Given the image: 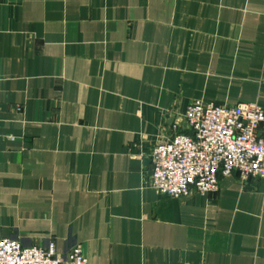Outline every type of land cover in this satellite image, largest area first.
Segmentation results:
<instances>
[{"label": "crops", "instance_id": "obj_1", "mask_svg": "<svg viewBox=\"0 0 264 264\" xmlns=\"http://www.w3.org/2000/svg\"><path fill=\"white\" fill-rule=\"evenodd\" d=\"M196 101L264 110V0H0V238L89 264H264V180L151 185Z\"/></svg>", "mask_w": 264, "mask_h": 264}, {"label": "built area", "instance_id": "obj_2", "mask_svg": "<svg viewBox=\"0 0 264 264\" xmlns=\"http://www.w3.org/2000/svg\"><path fill=\"white\" fill-rule=\"evenodd\" d=\"M185 119L190 134L178 132L151 155V185L174 199L217 192L221 177L264 180V110L257 103L217 105L196 101ZM0 264H89L81 244L60 256L55 241L24 246L0 238Z\"/></svg>", "mask_w": 264, "mask_h": 264}, {"label": "water", "instance_id": "obj_3", "mask_svg": "<svg viewBox=\"0 0 264 264\" xmlns=\"http://www.w3.org/2000/svg\"><path fill=\"white\" fill-rule=\"evenodd\" d=\"M150 162H151V160H150Z\"/></svg>", "mask_w": 264, "mask_h": 264}]
</instances>
